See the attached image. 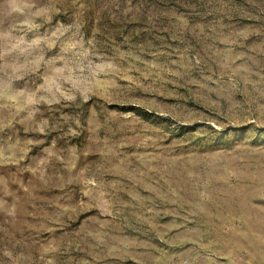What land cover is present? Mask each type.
Listing matches in <instances>:
<instances>
[{
    "label": "rangeland",
    "instance_id": "rangeland-1",
    "mask_svg": "<svg viewBox=\"0 0 264 264\" xmlns=\"http://www.w3.org/2000/svg\"><path fill=\"white\" fill-rule=\"evenodd\" d=\"M0 264H264V0H0Z\"/></svg>",
    "mask_w": 264,
    "mask_h": 264
}]
</instances>
